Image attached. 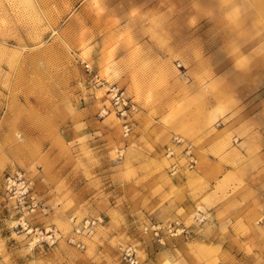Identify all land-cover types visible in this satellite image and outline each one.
<instances>
[{
  "label": "rangeland",
  "instance_id": "1",
  "mask_svg": "<svg viewBox=\"0 0 264 264\" xmlns=\"http://www.w3.org/2000/svg\"><path fill=\"white\" fill-rule=\"evenodd\" d=\"M263 15L253 0H0V264H127L126 246L140 264L213 211L252 230L264 264ZM204 171L208 203L138 209ZM72 217L101 218L85 249Z\"/></svg>",
  "mask_w": 264,
  "mask_h": 264
},
{
  "label": "crops",
  "instance_id": "2",
  "mask_svg": "<svg viewBox=\"0 0 264 264\" xmlns=\"http://www.w3.org/2000/svg\"><path fill=\"white\" fill-rule=\"evenodd\" d=\"M253 1L258 7L264 5L262 0ZM141 167L142 169L146 167L143 170L145 178L142 181L146 184L154 181V176L149 174L148 165ZM209 172L204 171L202 175L198 176L192 174L181 183L165 180L162 186V189L165 190L161 195V202L159 199L152 201L146 196L147 201L141 202L140 205L142 206L143 203L144 205L138 209L147 215H151V218L155 220H166L170 217L178 218V214L182 211L191 212L196 205L210 201V196L206 197V195H210L207 191L209 188L207 183L212 179L213 174L209 175ZM155 183L154 181L153 184ZM205 191L207 193H204ZM226 207L228 208V203L226 206L223 205L225 210ZM213 214L212 220L200 229L199 234L192 241L185 242L182 238H178L173 243V240H169L168 244L174 247L157 246L159 247L158 250L153 249V245L147 246V252H143V256H140V264H259L258 250L256 249L258 241L256 238H251L250 232L252 230L243 233L240 225L217 224L216 219L221 211H218L217 214L213 211ZM247 248L251 249L248 250ZM105 249L106 247L103 251ZM105 256L107 255L102 253V261L105 262L104 264H108ZM88 261L90 264H96L93 262L94 260ZM112 262L120 264L117 256Z\"/></svg>",
  "mask_w": 264,
  "mask_h": 264
},
{
  "label": "built area",
  "instance_id": "3",
  "mask_svg": "<svg viewBox=\"0 0 264 264\" xmlns=\"http://www.w3.org/2000/svg\"><path fill=\"white\" fill-rule=\"evenodd\" d=\"M115 98L119 104L122 105L123 108L127 105V102L125 99L120 95H118V92L114 93ZM125 132H128V126H125ZM101 222V218L95 217V218H83L80 220H77L75 217L71 218L72 223V231L70 235L68 236L67 240L68 243L72 246L79 248V249H85V243L83 241V237H90L93 233L94 228ZM168 229L171 228V225L167 227ZM160 225H152L151 230L155 237L159 241H161V238H159V232L161 231ZM174 229L175 228H171ZM178 229H176L177 231ZM170 231V230H169ZM171 232V231H170ZM172 235H176V232H172ZM121 259L127 263V264H138L137 260V254L136 249L131 246H126L121 251Z\"/></svg>",
  "mask_w": 264,
  "mask_h": 264
}]
</instances>
